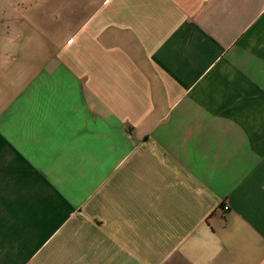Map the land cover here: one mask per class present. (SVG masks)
<instances>
[{"label": "crops", "instance_id": "1", "mask_svg": "<svg viewBox=\"0 0 264 264\" xmlns=\"http://www.w3.org/2000/svg\"><path fill=\"white\" fill-rule=\"evenodd\" d=\"M0 264H264V0H0Z\"/></svg>", "mask_w": 264, "mask_h": 264}, {"label": "built area", "instance_id": "2", "mask_svg": "<svg viewBox=\"0 0 264 264\" xmlns=\"http://www.w3.org/2000/svg\"><path fill=\"white\" fill-rule=\"evenodd\" d=\"M229 209H230L229 206H226V207L224 208L225 211H228Z\"/></svg>", "mask_w": 264, "mask_h": 264}]
</instances>
